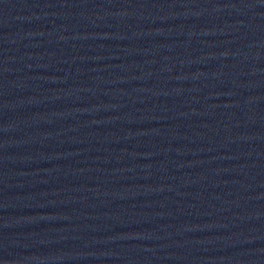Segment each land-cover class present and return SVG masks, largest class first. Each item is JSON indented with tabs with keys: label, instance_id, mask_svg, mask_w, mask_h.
Instances as JSON below:
<instances>
[{
	"label": "water",
	"instance_id": "95a60500",
	"mask_svg": "<svg viewBox=\"0 0 264 264\" xmlns=\"http://www.w3.org/2000/svg\"><path fill=\"white\" fill-rule=\"evenodd\" d=\"M0 264H264V0H0Z\"/></svg>",
	"mask_w": 264,
	"mask_h": 264
}]
</instances>
